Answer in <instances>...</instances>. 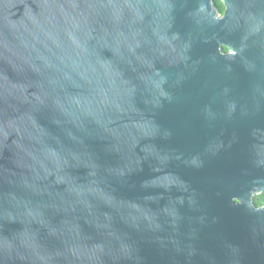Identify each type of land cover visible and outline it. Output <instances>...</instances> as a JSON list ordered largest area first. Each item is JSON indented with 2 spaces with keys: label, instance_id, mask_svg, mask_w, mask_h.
Wrapping results in <instances>:
<instances>
[{
  "label": "water",
  "instance_id": "obj_1",
  "mask_svg": "<svg viewBox=\"0 0 264 264\" xmlns=\"http://www.w3.org/2000/svg\"><path fill=\"white\" fill-rule=\"evenodd\" d=\"M220 1L0 0V264H264V0Z\"/></svg>",
  "mask_w": 264,
  "mask_h": 264
},
{
  "label": "trees",
  "instance_id": "obj_2",
  "mask_svg": "<svg viewBox=\"0 0 264 264\" xmlns=\"http://www.w3.org/2000/svg\"><path fill=\"white\" fill-rule=\"evenodd\" d=\"M214 5L221 14L224 13L225 7L220 0H214ZM223 51L227 52L228 50L226 48H223ZM253 201L255 206L264 207V192L261 195L255 196L253 198Z\"/></svg>",
  "mask_w": 264,
  "mask_h": 264
}]
</instances>
